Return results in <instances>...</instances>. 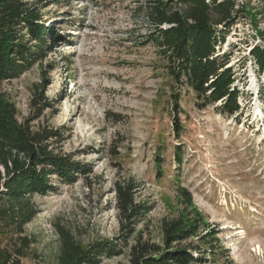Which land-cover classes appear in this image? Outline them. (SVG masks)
<instances>
[{
  "label": "rangeland",
  "instance_id": "obj_1",
  "mask_svg": "<svg viewBox=\"0 0 264 264\" xmlns=\"http://www.w3.org/2000/svg\"><path fill=\"white\" fill-rule=\"evenodd\" d=\"M21 1L59 38L44 39L41 60L0 83V120L52 131L45 149L87 172L71 181L50 176L54 190L31 196L35 216L24 225L30 242L20 262L57 264L64 229L82 247L115 241L119 254L101 264H129L133 247H163V225L186 215L195 234L181 246L203 264H264V70L251 55L264 48V1L237 0L243 12L216 26L223 40L215 51L230 53L237 77L240 110L231 117L216 105L197 107L194 92L168 76L147 40L146 0ZM131 180L135 203L149 211L127 224L115 187ZM16 233L0 226V247L17 248Z\"/></svg>",
  "mask_w": 264,
  "mask_h": 264
},
{
  "label": "trees",
  "instance_id": "obj_2",
  "mask_svg": "<svg viewBox=\"0 0 264 264\" xmlns=\"http://www.w3.org/2000/svg\"><path fill=\"white\" fill-rule=\"evenodd\" d=\"M146 3V19L152 27L147 40L164 61L168 76L194 92L197 107L216 105L220 115L237 114L239 91L233 86L237 77L227 66L230 53L219 56L215 51L223 40L219 41L216 26L232 25L235 16L243 12V6L237 0H146ZM261 35L264 39V32ZM56 37L59 38L54 30L49 31L40 22L35 5L21 0H0V83L16 79L39 57L41 60L46 46L44 39L55 41ZM251 55L258 71L264 70V48L255 46ZM174 98L176 105L178 94ZM261 98L264 100V91ZM174 128L178 135L181 127L175 124ZM53 136L56 135L52 131L28 133L0 120V185L4 188L0 197L3 202L0 226L16 230L20 243L12 251L0 247V264H22V248L30 242L24 235V225L35 216L33 207L28 206L31 196L54 190L48 183L50 176L71 181L75 174L87 172L82 165L45 149V142ZM176 156L180 158V153ZM136 187L132 180L115 187L117 209L129 219L127 224L149 211L148 205L135 203ZM181 193L189 204V195ZM163 226L164 246L139 243L132 248L129 264H203L204 257L192 255L193 247L181 246V242L195 234L194 221L183 215ZM58 238L57 264H101L103 257L119 254L115 241L104 239L82 247L64 229L58 230Z\"/></svg>",
  "mask_w": 264,
  "mask_h": 264
},
{
  "label": "bare ground",
  "instance_id": "obj_3",
  "mask_svg": "<svg viewBox=\"0 0 264 264\" xmlns=\"http://www.w3.org/2000/svg\"><path fill=\"white\" fill-rule=\"evenodd\" d=\"M257 114V113H256ZM256 118H257V116H256Z\"/></svg>",
  "mask_w": 264,
  "mask_h": 264
}]
</instances>
